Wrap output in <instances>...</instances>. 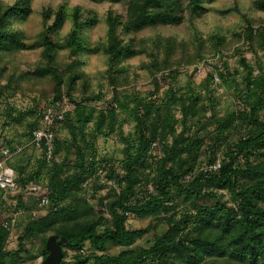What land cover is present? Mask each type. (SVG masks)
I'll return each instance as SVG.
<instances>
[{
  "label": "trees",
  "instance_id": "trees-1",
  "mask_svg": "<svg viewBox=\"0 0 264 264\" xmlns=\"http://www.w3.org/2000/svg\"><path fill=\"white\" fill-rule=\"evenodd\" d=\"M31 1L0 2V83L3 77L6 81L0 84V98L5 92L20 91L26 82L49 77L50 100L66 97L74 108L50 129L54 134L50 163L40 154L33 171L14 166L21 191L15 194V205L7 203V215L23 209L36 210L38 216H22L26 218L13 249L7 248L9 232L0 225V264L32 262L39 256L44 259L50 235H56L63 260L72 252L67 262L74 264H264V67L259 65L255 71L245 56L238 55L242 66L239 81L223 60L221 67L213 64L198 85H194V73H190L193 85L176 88L173 83L181 72L179 64H199L207 53L198 51L175 62L170 55L173 50L166 48L160 53L152 47L148 50L151 58L147 68L152 76L149 90L121 89L117 77H125L126 60L144 51L124 42L121 29L138 32L180 24L185 10L191 16L205 12V0H188L186 6L183 0H127L125 22L120 15L107 13L108 42L103 52L112 87L108 99L103 98L102 91L86 93L85 83L78 97L73 94L76 83L87 80L80 68L79 56L88 51L81 33L94 19H82L76 6L71 30L62 40H55L67 13L63 5L55 11L45 8L43 20L51 22L39 42L28 45L23 32L10 25L13 19L23 21L29 16ZM253 3L264 11V0ZM244 22L242 39L254 55L259 49L264 52V25L255 27L249 18ZM217 40L213 56L223 49ZM36 44L42 47V61L35 68L17 71V67L8 70L4 65L7 56ZM63 49L68 50L69 60L61 65L57 58ZM236 50L235 54L242 49ZM163 71L167 74L159 79L157 74ZM219 84L232 86L235 98V108L223 115H219L214 97V87ZM100 101L105 105L97 107ZM41 104L37 102L20 114L8 103L4 112L6 125L20 122L23 115L34 118L26 125L27 143L33 129L40 125ZM127 122H133V131L126 135L123 125ZM60 127L69 137L58 135ZM112 135L125 144L122 172L117 171L113 157L97 151L96 139ZM0 144L11 150L21 146H12L4 139ZM220 155L219 167L208 168ZM203 163L206 167L201 166ZM30 181L44 188L49 200L45 212L40 211L38 199L31 193L27 195L34 201H25L23 190ZM107 186H116L117 190L107 189L99 195ZM90 190L95 205L81 195ZM225 193L228 199H224ZM129 215L140 220L150 218L151 222L144 228H128ZM4 218L6 215L0 222ZM22 220L17 221L15 229ZM151 230L152 238L144 245L137 244ZM37 240L39 246L33 252L28 242ZM112 247L121 249L109 253Z\"/></svg>",
  "mask_w": 264,
  "mask_h": 264
},
{
  "label": "rangeland",
  "instance_id": "rangeland-1",
  "mask_svg": "<svg viewBox=\"0 0 264 264\" xmlns=\"http://www.w3.org/2000/svg\"><path fill=\"white\" fill-rule=\"evenodd\" d=\"M15 0H0L5 5L13 3ZM254 0H212L203 2L205 12L199 16H191L187 10L184 11V19L177 25H161L156 27H148L138 32H127L121 29L120 36L124 42L129 43L131 46L137 49H143V53L133 58L126 60L123 64L127 66L128 71L125 77L117 75L121 82V89H135L140 91L149 90L151 87L150 72L147 68L150 62V56L148 50L155 47L156 51L160 53L163 49L173 50L170 54L171 58L175 62L179 58H187V56L198 51H202L206 54L205 66L202 71L194 72V65L191 64H179L180 73L176 77L173 86L176 88L185 87L188 84L198 85L201 79H203L208 71L212 70L213 64H217L221 67L223 60L227 61L228 68L233 73L232 75L240 80L242 66L239 63L238 55L245 56V58L253 64L255 71L258 70V66L264 67L263 51L258 50L257 55H254L250 50L246 42L242 39V33L246 23L245 18H249L253 21L254 26L264 25V11L258 10L254 5ZM186 6L188 0H183ZM67 13V19L63 22L61 29L56 34L55 40H62L66 37L72 27V12L75 7H80L82 12V19L92 18L93 23L84 27L82 30V39L84 40L88 51L82 53L79 58L82 60L81 70L84 71L87 80L85 82L79 81L76 83V90L73 92L75 96H79L82 93V83L87 85L88 94L97 93L102 91L104 99L109 98L111 95L112 87L108 83L106 70L108 69L107 55L103 52V45L108 42L107 37V24L106 15L109 11L113 14L120 15L123 22L127 19V6L128 1L123 0L118 3L110 1H97V0H32L31 8L32 12L29 16L19 21L13 19L11 21V29L23 32L25 43L30 45L39 42V36L45 29L48 22H44L42 10L45 8L55 11L57 7L62 6ZM220 39L222 43L221 51L213 56V47L218 43ZM236 49H242L239 53ZM42 47L34 46L22 50L7 56L4 61V65L11 70L13 67H17V71H27L28 69L35 68L42 61ZM216 53V52H215ZM221 54V56H220ZM69 60L68 50L63 49L58 52L57 61L59 64L64 65ZM197 65V64H196ZM173 67H176L173 66ZM8 70L7 73L8 74ZM236 71L238 73H236ZM235 72V74H234ZM190 73H194L193 80L191 81L188 76ZM6 75V74H5ZM4 75V76H5ZM191 81V82H190ZM5 78H2L0 84H4ZM215 86V85H214ZM166 87V83H164ZM63 89H66L63 86ZM201 93H205V89H201ZM16 91V90H15ZM214 97L216 100V109L219 115H223L226 112L235 108L233 87L226 84H219L214 87ZM52 98V82L49 77L42 79H35L32 82H26L22 85L20 91L12 92L8 91L4 93V96L0 98V141L4 139L10 142L12 146L24 145V149L21 153L13 156L9 164L11 166L22 167L24 171L30 172L37 168L38 159L40 153L34 149L28 142L26 135V125L32 122L34 118L32 116H22L20 122H10L5 124L6 116L4 112L7 111L8 103L13 106L17 112L23 113L26 109H29L35 105V103L48 102ZM7 99V100H6ZM105 105V101L97 103V107ZM16 112L12 113L14 116ZM123 131L127 135L133 131V122H127L123 125ZM58 135L61 137H69L68 131L63 128H59ZM124 143L116 135L109 136L108 138L98 137L96 139L97 151L100 155H108L113 157L114 165L118 172L121 170V160L123 159ZM73 158V156H71ZM221 160V155L217 158V161ZM206 167L205 163L201 165ZM69 170L68 172H70ZM111 184V183H110ZM116 189V186H107L101 190L99 195H104L107 189ZM88 189V188H86ZM91 190L88 192H82L81 195H85L90 204L96 203V199L91 195ZM25 201L33 202L34 198L27 195L23 191ZM6 193L0 191V219L3 216H8L9 209L7 208V201L11 205L12 198L8 197ZM229 195L225 193L224 199H228ZM11 200V201H10ZM26 217H19L18 221L23 219L18 227L12 234L11 243L7 244V248L13 249L17 246L21 230V225L24 223ZM151 219L140 220L132 215H129L127 219L128 228H144L151 221ZM153 230L147 232L142 238L137 241V244H146L147 240L152 238ZM39 240L35 243L28 242V246H32L33 252L37 251L39 246ZM120 247H112L109 249V253H116L120 250ZM84 252H89V249H85ZM65 258V261L71 260V253ZM42 258L39 256L32 262H24L22 264H40Z\"/></svg>",
  "mask_w": 264,
  "mask_h": 264
},
{
  "label": "built area",
  "instance_id": "built-area-1",
  "mask_svg": "<svg viewBox=\"0 0 264 264\" xmlns=\"http://www.w3.org/2000/svg\"><path fill=\"white\" fill-rule=\"evenodd\" d=\"M218 55L219 54H216L214 57ZM205 60L193 66L195 73L203 70ZM166 74L167 71H163L158 73L157 77L160 79ZM214 80L218 81V77L214 76ZM73 108V104L70 103L66 97L57 100H50L40 105V125L33 129L31 133V140L27 144H30L34 149L38 150L46 163H50L53 158L54 134L50 129L55 122H61L64 119L65 114L72 111ZM23 149L24 145L17 146L15 149L11 150L7 146L0 144V191L13 197L11 199V205L16 204L14 197L16 193L21 191V188L17 181L16 170L9 164V161L13 156L21 153ZM218 167V162L208 166L210 169H217ZM108 182L112 183L111 181ZM149 190H151L150 187ZM23 191L31 193L33 196L37 197L36 199H38L40 211L45 212L48 207L49 200L43 194L44 188L41 184L30 181ZM26 213H30L33 217L38 216V212L36 210L28 212L23 209H17L0 222V225L9 232L8 243H11V236L14 233L19 217L26 215Z\"/></svg>",
  "mask_w": 264,
  "mask_h": 264
},
{
  "label": "water",
  "instance_id": "water-1",
  "mask_svg": "<svg viewBox=\"0 0 264 264\" xmlns=\"http://www.w3.org/2000/svg\"><path fill=\"white\" fill-rule=\"evenodd\" d=\"M45 246L48 254L44 259H42L40 264H74L63 260L62 247L58 243L56 235L48 236ZM79 263L80 261L76 262L75 264Z\"/></svg>",
  "mask_w": 264,
  "mask_h": 264
},
{
  "label": "crops",
  "instance_id": "crops-1",
  "mask_svg": "<svg viewBox=\"0 0 264 264\" xmlns=\"http://www.w3.org/2000/svg\"><path fill=\"white\" fill-rule=\"evenodd\" d=\"M14 168V166H12ZM3 193V192H2ZM9 202V200L7 201V203Z\"/></svg>",
  "mask_w": 264,
  "mask_h": 264
}]
</instances>
